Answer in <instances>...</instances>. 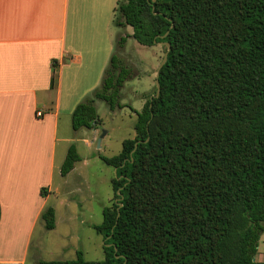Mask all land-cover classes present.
Segmentation results:
<instances>
[{
	"label": "trees",
	"instance_id": "1",
	"mask_svg": "<svg viewBox=\"0 0 264 264\" xmlns=\"http://www.w3.org/2000/svg\"><path fill=\"white\" fill-rule=\"evenodd\" d=\"M116 2L115 24L130 26L138 44L168 43L158 93L133 110L134 135L119 152L98 156L115 168L114 200L93 226L110 243L104 258L77 251L35 264H255L264 231V0ZM127 74L111 54L99 86L71 110V128L99 122L94 99L121 107ZM78 160L68 145L59 174ZM39 217L52 229L51 207Z\"/></svg>",
	"mask_w": 264,
	"mask_h": 264
},
{
	"label": "crops",
	"instance_id": "2",
	"mask_svg": "<svg viewBox=\"0 0 264 264\" xmlns=\"http://www.w3.org/2000/svg\"><path fill=\"white\" fill-rule=\"evenodd\" d=\"M116 1L0 0V235L22 238L17 254L1 242L0 264H24L42 222L52 174L68 147L56 167V144L67 140L58 136L60 116L97 87L112 46L118 54L130 37H111ZM254 261L264 264V231Z\"/></svg>",
	"mask_w": 264,
	"mask_h": 264
},
{
	"label": "rangeland",
	"instance_id": "3",
	"mask_svg": "<svg viewBox=\"0 0 264 264\" xmlns=\"http://www.w3.org/2000/svg\"><path fill=\"white\" fill-rule=\"evenodd\" d=\"M118 17L115 12L110 28L113 41L118 35L132 31L127 25L116 26ZM122 45L117 47L118 54L113 52L114 45L110 52V55L112 52L116 54L128 69V74L118 90L121 107L109 110L103 100L94 99L93 106L99 122L90 128L80 127L73 130L70 126V114L59 118L58 136L67 140L56 144L55 166L60 164L62 152L70 144L74 146L79 160L64 176L59 174V169L54 170L51 192L44 207L53 209L54 224L52 229H45L43 222L36 223L24 264H35L38 260H71L75 259L77 251L81 252L84 260H102L103 248L110 246L93 228L101 221L102 208L110 206L114 200L110 184L114 176L113 168L98 156L109 157L118 153L122 140L133 137V110H139L146 98L152 94L154 74L164 52L161 43L143 46L131 37L126 38ZM107 65L108 60L104 66ZM99 84L100 79L97 87ZM91 91L81 101L90 96ZM99 137L97 147L96 140ZM44 145L43 143L42 147L39 146L41 151L45 150ZM1 242L9 249V254H17V246L22 238L0 235V244ZM14 245L16 247L13 252Z\"/></svg>",
	"mask_w": 264,
	"mask_h": 264
},
{
	"label": "water",
	"instance_id": "4",
	"mask_svg": "<svg viewBox=\"0 0 264 264\" xmlns=\"http://www.w3.org/2000/svg\"><path fill=\"white\" fill-rule=\"evenodd\" d=\"M166 33H167V32H165V33L163 34V36H165ZM163 36H162V37H163ZM162 44L165 45L166 49H165V51H164L163 54H162V57H161L160 63L158 64V66H157V68H156V71H155V74H154V87H155V90H154V94H153V96H156L157 93H158V81H157V75H158L159 68H160V67L163 65V63L165 62V59H166V53H167V51H168V43L163 42ZM101 136H102V135H100V137H101ZM100 137L96 140V145H97V147L99 146ZM135 144H136V143H134V146H135ZM113 171H114V173H115V168L113 169Z\"/></svg>",
	"mask_w": 264,
	"mask_h": 264
},
{
	"label": "built area",
	"instance_id": "5",
	"mask_svg": "<svg viewBox=\"0 0 264 264\" xmlns=\"http://www.w3.org/2000/svg\"><path fill=\"white\" fill-rule=\"evenodd\" d=\"M37 114H40L39 112H37Z\"/></svg>",
	"mask_w": 264,
	"mask_h": 264
}]
</instances>
